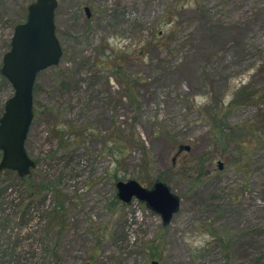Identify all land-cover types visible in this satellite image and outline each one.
I'll use <instances>...</instances> for the list:
<instances>
[{"label":"rangeland","instance_id":"374dc122","mask_svg":"<svg viewBox=\"0 0 264 264\" xmlns=\"http://www.w3.org/2000/svg\"><path fill=\"white\" fill-rule=\"evenodd\" d=\"M35 1L0 0V119L3 58ZM57 1L36 167L0 172V264H264V0ZM243 87L255 100L233 104ZM130 180L181 198L168 226L118 199Z\"/></svg>","mask_w":264,"mask_h":264},{"label":"water","instance_id":"95a60500","mask_svg":"<svg viewBox=\"0 0 264 264\" xmlns=\"http://www.w3.org/2000/svg\"><path fill=\"white\" fill-rule=\"evenodd\" d=\"M57 8V0L33 2L28 7L26 22L15 27L11 49L3 58L1 74L12 85L14 95L6 102L0 119V172H16L21 178L29 176L36 167L27 153L26 141L35 116L37 77L42 71L58 66L63 55L55 21ZM86 12L90 17L88 8ZM180 150L189 151L190 147ZM219 167L223 168L221 162ZM116 188L119 200L125 204L133 199L145 203L148 209L161 216L164 226L171 223L181 207V198L160 181L151 189L144 188L136 180L118 182Z\"/></svg>","mask_w":264,"mask_h":264},{"label":"trees","instance_id":"16d2710c","mask_svg":"<svg viewBox=\"0 0 264 264\" xmlns=\"http://www.w3.org/2000/svg\"><path fill=\"white\" fill-rule=\"evenodd\" d=\"M118 67H120V66H118ZM118 70H120V69L118 68ZM118 75H120V77H121L122 76V72L121 71L120 72L118 71ZM121 81L124 82V83L126 82V84L128 85V89H129L128 90L129 91L128 93H129L130 99H132L133 96H132V93H131V90H130L129 80H127V77H124L123 76V78H121ZM246 92L248 93V89L246 87H243L242 90H240V92L237 94L236 99L234 100V103L233 104H236V102L239 101V99L241 98L242 95H247L246 102H248V101H254L255 100V94H247ZM233 104L230 105V107L228 108L229 110H230V108H232V105ZM219 111L220 110L215 109V110H213V113L212 114L209 113V116L211 117V119H212V121L214 123V126H215L216 131H221L222 132V131H225L227 128L225 127L224 124L223 125H218L217 119H218ZM229 112L230 111H228L225 114V119L226 120H227V116H228V113Z\"/></svg>","mask_w":264,"mask_h":264},{"label":"flooded vegetation","instance_id":"af4514ba","mask_svg":"<svg viewBox=\"0 0 264 264\" xmlns=\"http://www.w3.org/2000/svg\"><path fill=\"white\" fill-rule=\"evenodd\" d=\"M87 9V8H86ZM86 9H85V12H86ZM87 13V12H86ZM91 14V13H90Z\"/></svg>","mask_w":264,"mask_h":264}]
</instances>
